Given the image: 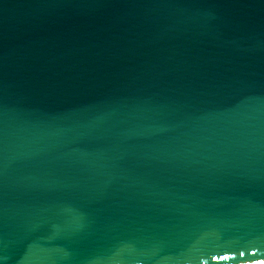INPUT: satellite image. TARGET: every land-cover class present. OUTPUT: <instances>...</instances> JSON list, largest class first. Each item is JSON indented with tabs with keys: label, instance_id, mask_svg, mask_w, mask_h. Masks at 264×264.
<instances>
[{
	"label": "water",
	"instance_id": "obj_1",
	"mask_svg": "<svg viewBox=\"0 0 264 264\" xmlns=\"http://www.w3.org/2000/svg\"><path fill=\"white\" fill-rule=\"evenodd\" d=\"M0 264H264V0H0Z\"/></svg>",
	"mask_w": 264,
	"mask_h": 264
}]
</instances>
